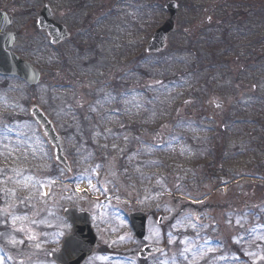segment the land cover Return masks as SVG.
Instances as JSON below:
<instances>
[{
    "label": "rangeland",
    "instance_id": "obj_1",
    "mask_svg": "<svg viewBox=\"0 0 264 264\" xmlns=\"http://www.w3.org/2000/svg\"><path fill=\"white\" fill-rule=\"evenodd\" d=\"M168 2L178 4L176 31L153 56L146 47L169 19ZM44 5L71 35L63 49L36 27ZM0 12L13 17L14 52L43 75L36 87L0 78V222L9 221L0 223L8 230L1 264H52L39 256L54 251L48 245H13L9 237L34 236L37 245L50 227L64 236L70 206L90 212L96 233L123 253L138 249L130 213L162 215L171 235L153 223L147 239L172 247L158 264H264L249 255H264L255 238L264 236V0H0ZM77 101L82 112L72 108ZM32 105L63 136L69 174L54 161ZM243 175L251 181L221 182ZM65 181L94 187L82 196ZM227 197L233 208L220 211ZM238 199L249 206L238 208ZM6 208L28 218L17 222L24 231L11 228ZM243 229L240 254L232 245ZM186 242L211 250L181 255ZM124 261L138 264L135 255Z\"/></svg>",
    "mask_w": 264,
    "mask_h": 264
},
{
    "label": "water",
    "instance_id": "obj_2",
    "mask_svg": "<svg viewBox=\"0 0 264 264\" xmlns=\"http://www.w3.org/2000/svg\"><path fill=\"white\" fill-rule=\"evenodd\" d=\"M167 10L171 14V19L167 21L162 29H160L154 36L150 46L148 47V52L158 53L166 48L168 37L171 33L175 31V21L177 7L175 3H170L167 6ZM11 18L4 14H0V75L16 76L24 80L30 86H35L40 83L41 75L33 69L31 65L27 62L20 60L13 52L7 51L14 47L17 42V35L15 34H4L6 28L10 25ZM38 28L41 30H46L48 35L52 38L53 43H57L60 38L65 36V31L52 23L50 20V12L48 8H45L41 13V17L38 21ZM59 28L62 30V35L57 39L54 35V29ZM221 107L222 105H217ZM32 115L35 120L43 126L44 133L49 139L50 143L57 149L56 156L58 160L67 167V163L63 158V148L62 141L56 135L53 126L47 121L43 113L36 107L32 109ZM140 216L141 218H139ZM65 217L74 224L75 226V238L68 239L65 245L64 255L55 256V259L66 260L73 251L76 249L81 250L84 245V240L90 237V241H93L92 230L90 227L89 215L77 214L75 210H67L65 212ZM132 221L136 224L134 225L136 232L141 236L144 231L145 219L141 215L134 216ZM140 222V223H138ZM138 223V224H137ZM84 239V240H83ZM82 259L77 260L73 263L72 260L65 261V264H80Z\"/></svg>",
    "mask_w": 264,
    "mask_h": 264
},
{
    "label": "snow or ice",
    "instance_id": "obj_3",
    "mask_svg": "<svg viewBox=\"0 0 264 264\" xmlns=\"http://www.w3.org/2000/svg\"><path fill=\"white\" fill-rule=\"evenodd\" d=\"M20 181H17V183H19ZM40 187H43V185H40ZM10 195L12 196H15V193L14 192H11L9 193ZM43 195H47V193H43ZM15 205L13 204H8V208H12L14 209ZM4 215L5 217H10V224H11V228L14 230V231H24L25 229L23 227H17V222L18 221H23V220H27L28 218L27 217H21L19 215H16L14 211L12 212H9L8 209L6 208L4 210ZM185 220H189L191 219V217H184ZM8 220L5 219L4 221L0 222V223H4V224H8ZM35 221H33L34 223ZM203 227V226H201ZM0 235H4V233H0ZM253 235H255V232H253ZM256 239H259V240H262L264 241V236H255ZM29 239H35L34 236H29ZM9 243L15 245L16 243H23V241H17L15 239V237H9ZM187 243H190V242H186V246L185 248L183 249V252H181V255H184L185 253H189L191 252V254L193 256H197V257H200V256H203V254L207 251H210L211 249L210 248H196V249H192V248H189L187 246ZM39 245H37L38 247ZM249 255H252V256H259V259H264V255H260L259 253H249Z\"/></svg>",
    "mask_w": 264,
    "mask_h": 264
},
{
    "label": "flooded vegetation",
    "instance_id": "obj_4",
    "mask_svg": "<svg viewBox=\"0 0 264 264\" xmlns=\"http://www.w3.org/2000/svg\"><path fill=\"white\" fill-rule=\"evenodd\" d=\"M65 236H67V235H65ZM62 240H63V238L62 237H59L57 239V244L54 245L55 247H57V251H60L61 250ZM154 258H156V257H153L151 259H154Z\"/></svg>",
    "mask_w": 264,
    "mask_h": 264
},
{
    "label": "bare ground",
    "instance_id": "obj_5",
    "mask_svg": "<svg viewBox=\"0 0 264 264\" xmlns=\"http://www.w3.org/2000/svg\"><path fill=\"white\" fill-rule=\"evenodd\" d=\"M237 183H239V182H237Z\"/></svg>",
    "mask_w": 264,
    "mask_h": 264
}]
</instances>
